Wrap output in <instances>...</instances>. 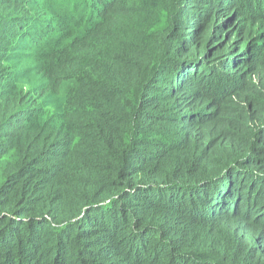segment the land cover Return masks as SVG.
Returning <instances> with one entry per match:
<instances>
[{"label":"trees","instance_id":"trees-1","mask_svg":"<svg viewBox=\"0 0 264 264\" xmlns=\"http://www.w3.org/2000/svg\"><path fill=\"white\" fill-rule=\"evenodd\" d=\"M0 264H264V0H0Z\"/></svg>","mask_w":264,"mask_h":264}]
</instances>
